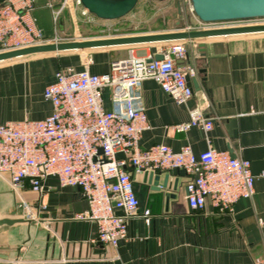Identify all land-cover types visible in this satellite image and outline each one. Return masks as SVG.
<instances>
[{
    "label": "crops",
    "instance_id": "obj_1",
    "mask_svg": "<svg viewBox=\"0 0 264 264\" xmlns=\"http://www.w3.org/2000/svg\"><path fill=\"white\" fill-rule=\"evenodd\" d=\"M5 1L0 0V5ZM33 1L34 22L45 36H67L73 27L69 12L55 23L48 0ZM78 19L100 27L104 26L100 22L117 21L93 15L84 18L79 12ZM190 19L195 25L196 18L192 15ZM174 31L178 30L164 33ZM156 47L143 45L137 52L147 56ZM186 47L200 91L194 92L186 106H177L156 82L145 81L142 93L151 129L143 134L141 148L164 144L179 151L190 145L195 155L202 153L208 144L201 131L173 130V126L189 121L191 111L201 109L214 121L210 146L250 162L258 177L253 198L239 201L232 213L220 214L209 205L203 212H193L186 200L183 172L162 174V178L169 175L170 186L161 196L151 191L143 177H136L139 214L150 209L151 224L146 226L141 218L132 220L127 238L116 249H105L96 241V226L75 219L88 209L79 191L61 187L56 178H49L43 194L24 192L28 213L0 178V219L24 220L0 227V264H255L257 259L264 260V34L188 41ZM61 55L68 54L0 64V123L43 120L52 113L43 93L55 81L57 69L70 64L67 57L57 58ZM116 59L98 57L91 73L108 72ZM79 63L74 69H84Z\"/></svg>",
    "mask_w": 264,
    "mask_h": 264
},
{
    "label": "built area",
    "instance_id": "obj_2",
    "mask_svg": "<svg viewBox=\"0 0 264 264\" xmlns=\"http://www.w3.org/2000/svg\"><path fill=\"white\" fill-rule=\"evenodd\" d=\"M58 1L47 2L55 23L65 11L75 27L78 12L84 18L90 16L80 0H61L57 5ZM34 9L33 0H6L0 5V53L66 41L58 34L47 38L34 22ZM190 11L193 15L191 5ZM196 21L180 30L264 25V19L216 24ZM115 37L124 36L105 38ZM186 42L156 44L155 52L147 56L138 54L140 46L125 47L127 56L112 61L109 71L99 75L91 73L90 61L82 70L62 69L43 93L52 107L48 117L0 123V178L19 206L30 213L24 192L41 195L45 182L56 178L61 187L79 191L88 205L75 219L94 224L96 241L105 249H116L127 238L132 220L141 218L146 226L151 224L150 209L139 214L136 177L183 172L186 200L193 212H203L209 205L220 214L232 213L239 201L252 199L258 177L250 162L210 146L214 121L201 109L191 111L189 121L173 130L201 131L208 144L202 153L195 155L190 145L179 151L164 144L141 148L143 134L151 129L142 93L145 81L156 82L177 106H186L194 98L186 78L196 79L197 71L188 62ZM157 56L162 59L156 60ZM120 154L124 158L117 159ZM255 264H264V260L257 259Z\"/></svg>",
    "mask_w": 264,
    "mask_h": 264
},
{
    "label": "water",
    "instance_id": "obj_3",
    "mask_svg": "<svg viewBox=\"0 0 264 264\" xmlns=\"http://www.w3.org/2000/svg\"><path fill=\"white\" fill-rule=\"evenodd\" d=\"M80 2L90 15L101 20L112 21L130 14L136 8L139 0H80ZM189 2L193 15L205 24L235 23L264 19V0H189ZM256 34H264V25L191 32L178 30L169 33L99 38L80 42H62L59 44L41 45L18 51L0 53V64L40 55L108 50L175 41H202L212 38ZM200 48H203L202 45H200ZM161 59V56L156 57V60ZM186 80L188 86L194 92L200 91V87L195 79L186 78ZM122 158H124L122 154L117 156V159ZM144 183L150 185L151 191L157 193L158 196H161L164 190L170 186L168 175L162 178L161 175H154L152 173L144 176ZM177 186L178 183L175 182L174 189H177ZM22 222H24L23 219L4 218L0 219V227L12 226Z\"/></svg>",
    "mask_w": 264,
    "mask_h": 264
},
{
    "label": "rangeland",
    "instance_id": "obj_4",
    "mask_svg": "<svg viewBox=\"0 0 264 264\" xmlns=\"http://www.w3.org/2000/svg\"><path fill=\"white\" fill-rule=\"evenodd\" d=\"M191 16L190 3L187 0H139L136 8L120 20L100 22L104 25L102 27L92 21L78 22L76 27L74 24L72 25L73 27L69 29L67 36L61 35L60 37L66 40L65 42H80L109 36L164 33L185 29L189 25L192 26ZM177 22L179 23L178 26ZM78 38L81 40L78 41ZM127 53L125 48L68 53V55L57 56L58 59L67 57L66 59H70V64L58 68L56 72L69 67L74 69L79 62L84 68L86 63L90 61L92 68L97 66L98 57L108 55V57L120 59L125 58Z\"/></svg>",
    "mask_w": 264,
    "mask_h": 264
}]
</instances>
